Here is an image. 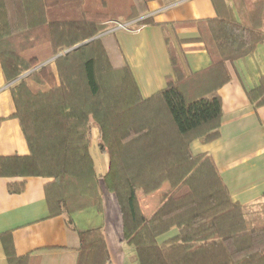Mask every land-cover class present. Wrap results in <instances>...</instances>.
<instances>
[{"label":"trees","instance_id":"obj_1","mask_svg":"<svg viewBox=\"0 0 264 264\" xmlns=\"http://www.w3.org/2000/svg\"><path fill=\"white\" fill-rule=\"evenodd\" d=\"M241 22L228 15L196 21L199 40L211 57L208 68L187 74L169 43L174 76L144 97L120 47L116 31L65 53L11 85L12 115L20 121L28 155L0 156V177L50 179L45 186L52 215L69 220L89 209L103 212L101 181L115 195L124 239L140 264H264V201L234 202L210 156L150 217L139 192L159 190L168 173L193 160L191 142L219 136L222 101L230 80L227 62L264 41V0H234ZM148 0H0V61L7 83L65 49L114 26L155 24ZM29 49V51H28ZM264 104V79L247 92ZM3 118H0V123ZM95 131V133H94ZM94 135L108 155L98 175L91 154ZM25 180L10 182L19 194ZM165 243L158 237L172 228ZM77 264H113L102 227L79 231ZM9 264H35L16 253L10 233L1 236Z\"/></svg>","mask_w":264,"mask_h":264},{"label":"crops","instance_id":"obj_2","mask_svg":"<svg viewBox=\"0 0 264 264\" xmlns=\"http://www.w3.org/2000/svg\"><path fill=\"white\" fill-rule=\"evenodd\" d=\"M148 9L145 17L150 16L155 24L116 31L144 97L164 89L167 78L174 76L169 43L187 74L210 66L211 57L199 40L196 21L228 15L241 22L234 0H148ZM227 68L230 80L217 92L223 111L219 136L209 142L193 140V160L171 170L159 190L146 194L143 201L139 198L146 217L152 216L206 156L213 159L234 202L247 206L264 201V104L256 106L247 94L264 79V41L249 55L227 62ZM11 85L5 80L0 61V156H24L30 149L19 119L12 116L16 108ZM100 163L98 170L95 161L96 171L103 175L108 165L103 168V160ZM19 180H25V190L9 193L8 184ZM49 181L39 176L0 177V264H9L1 239L4 233L12 235L16 253L31 254L35 264H77L79 231L94 227H102L113 264H140L135 247L124 239L114 194L102 187L103 212L92 208L69 220L65 212H49L45 194ZM178 234L174 227L158 241L165 243Z\"/></svg>","mask_w":264,"mask_h":264},{"label":"rangeland","instance_id":"obj_3","mask_svg":"<svg viewBox=\"0 0 264 264\" xmlns=\"http://www.w3.org/2000/svg\"><path fill=\"white\" fill-rule=\"evenodd\" d=\"M116 22H124V21H122V20H119V21H113V23H114V26H112V27H110L108 30H106L105 32H103V33H101V34H99V35H97V36H103L104 34H107V33H110V32H113V31H118V30H120L119 28H117V23ZM97 36H95V37H97ZM94 38V37H93ZM92 39V38H91ZM88 40H90V39H88ZM86 41V40H85ZM84 42V41H83ZM82 43V42H81ZM79 44V43H78ZM77 45V44H76ZM71 48V47H70ZM69 49V48H68ZM66 50L67 49H65L64 51H62L61 53H62V55L63 54H65L66 53ZM28 51H29V49H28ZM52 58H49V59H46V60H44L43 62H41L38 66H36V67H34V68H32V69H29V70H27V71H25L24 73H22L19 77H17L13 82H11V83H13V85L14 84H16V83H18L19 82V80L20 79H22V78H26L31 72H33L34 70H36V69H38L39 67H41V66H43V65H46V64H48V63H50V62H53V60L54 59H52ZM49 61V62H48ZM47 62V63H46ZM94 133H95V131H94ZM91 154H92V156H93V158H94V160L96 161V163H97V165H98V170H101V160H103V162H104V164H103V168H105L108 164V155L106 154V153H104V152H102L101 150H100V147H99V144H98V139H97V137L94 135V137H93V140H92V144H91ZM107 168V167H106ZM101 186L103 187V188H105V186H104V183L101 181ZM106 189V188H105ZM139 195H140V200L141 201H143L145 198L144 197H146L145 195V193L144 192H140L139 193Z\"/></svg>","mask_w":264,"mask_h":264},{"label":"water","instance_id":"obj_4","mask_svg":"<svg viewBox=\"0 0 264 264\" xmlns=\"http://www.w3.org/2000/svg\"><path fill=\"white\" fill-rule=\"evenodd\" d=\"M98 37H99V36L94 37V38H92V39H90V40H86V41H84V42H82V43H79V44H77V45H74L73 47L67 49V50H66V53H68V52H70V51H72V50H74V49H77L78 47H80V46H82V45L88 43L89 41H91V40H93V39H95V38H98ZM61 55H62V53H59L58 55H56V56L53 57L52 59H55V58H57V57H59V56H61ZM52 59H51V60H52ZM48 62H49V61H48ZM46 63H47V62H46Z\"/></svg>","mask_w":264,"mask_h":264},{"label":"built area","instance_id":"obj_5","mask_svg":"<svg viewBox=\"0 0 264 264\" xmlns=\"http://www.w3.org/2000/svg\"><path fill=\"white\" fill-rule=\"evenodd\" d=\"M118 25H117V28H119L120 30H133L131 29V25L133 23V21L131 22H116Z\"/></svg>","mask_w":264,"mask_h":264}]
</instances>
